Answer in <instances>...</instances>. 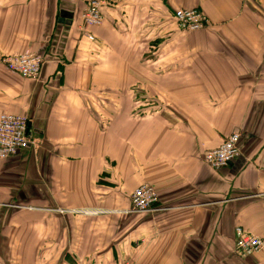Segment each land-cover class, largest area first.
<instances>
[{"label":"crops","instance_id":"crops-1","mask_svg":"<svg viewBox=\"0 0 264 264\" xmlns=\"http://www.w3.org/2000/svg\"><path fill=\"white\" fill-rule=\"evenodd\" d=\"M89 1L0 0V60L45 58L37 79L0 63V115L32 120L0 161V264H264L235 235L264 239V0H107L82 31ZM192 8L206 25L181 30ZM142 184L159 209L128 214Z\"/></svg>","mask_w":264,"mask_h":264},{"label":"built area","instance_id":"built-area-1","mask_svg":"<svg viewBox=\"0 0 264 264\" xmlns=\"http://www.w3.org/2000/svg\"><path fill=\"white\" fill-rule=\"evenodd\" d=\"M107 5L104 0L88 2L81 14L83 28L101 27L105 20L103 10ZM174 19L178 27L184 31L201 30L207 22L204 14L196 8L176 10ZM0 63L6 71L23 79H37L42 73L45 58L41 52L27 51L20 55L4 56ZM31 122L32 120L26 115L8 113L0 115V161L7 160L29 147L28 132ZM240 140L241 134L233 132L221 146L205 153L204 162L214 170L227 168L241 156ZM131 208L128 214L159 209V196L155 188L148 184L137 187L131 195ZM235 235L239 254L247 255L264 251V239L251 234L243 227H237Z\"/></svg>","mask_w":264,"mask_h":264},{"label":"water","instance_id":"water-1","mask_svg":"<svg viewBox=\"0 0 264 264\" xmlns=\"http://www.w3.org/2000/svg\"><path fill=\"white\" fill-rule=\"evenodd\" d=\"M69 17H68V13L67 12H65V11H62L61 13H60V23H65V24H70L71 22H70V20L71 19H68Z\"/></svg>","mask_w":264,"mask_h":264},{"label":"rangeland","instance_id":"rangeland-1","mask_svg":"<svg viewBox=\"0 0 264 264\" xmlns=\"http://www.w3.org/2000/svg\"><path fill=\"white\" fill-rule=\"evenodd\" d=\"M90 1H91V0H90ZM90 1H89V2H90ZM104 1H106V3H108L107 0H104ZM173 12H174V11H173ZM81 13H82V12H81ZM99 27H100V26H99ZM80 28H81V30H82V29H86L85 27L83 28V24H81ZM89 28H90V29H91V28L94 29L95 27H89ZM82 31H83V30H82ZM20 78H21V77H20Z\"/></svg>","mask_w":264,"mask_h":264},{"label":"trees","instance_id":"trees-1","mask_svg":"<svg viewBox=\"0 0 264 264\" xmlns=\"http://www.w3.org/2000/svg\"><path fill=\"white\" fill-rule=\"evenodd\" d=\"M104 13V12H103ZM80 19H81V14H80ZM81 21V20H80ZM96 29V28H95ZM240 145H241V140H240Z\"/></svg>","mask_w":264,"mask_h":264},{"label":"bare ground","instance_id":"bare-ground-1","mask_svg":"<svg viewBox=\"0 0 264 264\" xmlns=\"http://www.w3.org/2000/svg\"><path fill=\"white\" fill-rule=\"evenodd\" d=\"M87 28H89V27H87ZM29 79H31V78H29ZM2 115V114H1Z\"/></svg>","mask_w":264,"mask_h":264}]
</instances>
